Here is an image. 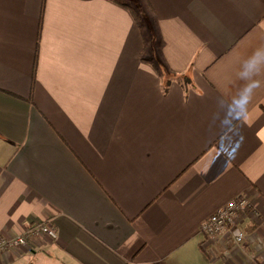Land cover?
I'll list each match as a JSON object with an SVG mask.
<instances>
[{
    "label": "crops",
    "instance_id": "obj_1",
    "mask_svg": "<svg viewBox=\"0 0 264 264\" xmlns=\"http://www.w3.org/2000/svg\"><path fill=\"white\" fill-rule=\"evenodd\" d=\"M127 1L0 0V264H264V0Z\"/></svg>",
    "mask_w": 264,
    "mask_h": 264
},
{
    "label": "built area",
    "instance_id": "obj_2",
    "mask_svg": "<svg viewBox=\"0 0 264 264\" xmlns=\"http://www.w3.org/2000/svg\"><path fill=\"white\" fill-rule=\"evenodd\" d=\"M250 208V203L245 196L228 200L223 207L202 221L200 230L204 237L203 244L207 246L210 243L222 242L240 246L246 238V232L239 218L240 215L249 212ZM56 239L57 231L51 219L25 221L19 234L11 238L0 237V252Z\"/></svg>",
    "mask_w": 264,
    "mask_h": 264
},
{
    "label": "clouds",
    "instance_id": "obj_3",
    "mask_svg": "<svg viewBox=\"0 0 264 264\" xmlns=\"http://www.w3.org/2000/svg\"><path fill=\"white\" fill-rule=\"evenodd\" d=\"M259 50H256L252 53V55L249 57V60L247 61V63L250 65V70L256 74H259L262 70L259 64V60H257V54H258ZM260 86V82L259 81H252L250 84H246L244 91L248 92L249 94L247 96H242L241 97V101H242V105H243V111L241 115L236 116L234 119H244L246 116V110H247V105L250 102L251 98H252V90L254 88H258Z\"/></svg>",
    "mask_w": 264,
    "mask_h": 264
},
{
    "label": "trees",
    "instance_id": "obj_4",
    "mask_svg": "<svg viewBox=\"0 0 264 264\" xmlns=\"http://www.w3.org/2000/svg\"><path fill=\"white\" fill-rule=\"evenodd\" d=\"M116 3L122 4L126 7L129 8V10L133 13L134 19L135 20H139V16H140V10L138 8H136L135 6H131L127 0H112ZM139 10V11H138Z\"/></svg>",
    "mask_w": 264,
    "mask_h": 264
},
{
    "label": "rangeland",
    "instance_id": "obj_5",
    "mask_svg": "<svg viewBox=\"0 0 264 264\" xmlns=\"http://www.w3.org/2000/svg\"><path fill=\"white\" fill-rule=\"evenodd\" d=\"M131 1H133V0H131ZM134 2V1H133ZM137 5H139V4H137ZM135 6V5H134ZM139 11V10H138Z\"/></svg>",
    "mask_w": 264,
    "mask_h": 264
}]
</instances>
